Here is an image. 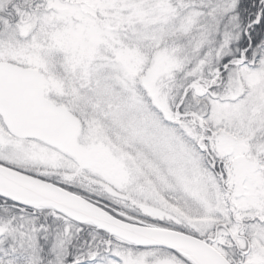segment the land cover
Here are the masks:
<instances>
[{
    "label": "snow or ice",
    "instance_id": "1",
    "mask_svg": "<svg viewBox=\"0 0 264 264\" xmlns=\"http://www.w3.org/2000/svg\"><path fill=\"white\" fill-rule=\"evenodd\" d=\"M0 264H264V0H0Z\"/></svg>",
    "mask_w": 264,
    "mask_h": 264
}]
</instances>
